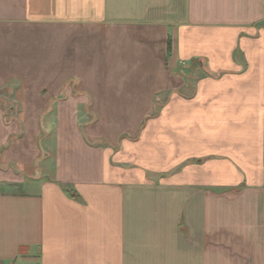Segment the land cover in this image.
Returning a JSON list of instances; mask_svg holds the SVG:
<instances>
[{
    "label": "crops",
    "instance_id": "crops-1",
    "mask_svg": "<svg viewBox=\"0 0 264 264\" xmlns=\"http://www.w3.org/2000/svg\"><path fill=\"white\" fill-rule=\"evenodd\" d=\"M0 95V264H264V0H0Z\"/></svg>",
    "mask_w": 264,
    "mask_h": 264
},
{
    "label": "rangeland",
    "instance_id": "rangeland-1",
    "mask_svg": "<svg viewBox=\"0 0 264 264\" xmlns=\"http://www.w3.org/2000/svg\"><path fill=\"white\" fill-rule=\"evenodd\" d=\"M1 96L2 95H0V98H1ZM166 98H167V96L162 94L161 92H158L154 95V100H153L154 109H153L152 115L150 117H159L160 116L162 104ZM6 101L9 102L8 100H6ZM6 105L9 106L8 103ZM12 113H14V110L9 111V114H12Z\"/></svg>",
    "mask_w": 264,
    "mask_h": 264
}]
</instances>
